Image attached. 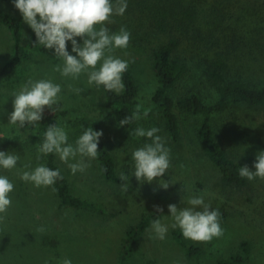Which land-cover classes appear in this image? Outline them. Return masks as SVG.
I'll use <instances>...</instances> for the list:
<instances>
[{
    "label": "rangeland",
    "instance_id": "374dc122",
    "mask_svg": "<svg viewBox=\"0 0 264 264\" xmlns=\"http://www.w3.org/2000/svg\"><path fill=\"white\" fill-rule=\"evenodd\" d=\"M210 3L195 1L192 23L186 25L187 22L183 21L184 25H179L171 22L165 30H161L154 18V14L158 13L154 9L164 6L163 3L159 0H127L124 14L114 15L111 18L113 22L105 25L112 33H118L121 27H125L131 34L128 47L115 49L113 54L129 61L140 102L148 104L156 86L151 69V49L166 42L172 35L179 39L176 54L188 70L172 89L174 98L197 92L206 101H213L212 88L203 74V57L210 43L221 38L223 32L245 39L238 50L231 76H239L254 84L264 83V6L258 4L254 7L241 1L224 9L215 4L223 12L219 13ZM178 7L182 9V6ZM0 9L22 15L15 8L13 0H0ZM29 27L24 22V43L29 38ZM76 39L82 44L81 38ZM11 46L9 32L0 25V69L11 57ZM71 48L69 41L67 50L75 55ZM53 53L31 50L14 76L0 82V147L11 138L16 146L8 147L5 152H13L20 157L16 168H0V175L7 176L14 184V190L10 193L12 204L5 219L0 222V264H62L64 259H70L72 264H120L125 231L139 220L145 204L150 205L151 210H154V205L163 208L159 219L171 225L173 221L167 206L176 204L178 208L189 207L187 201L194 196H202L207 204L226 208L227 217L220 222L224 229L222 237L208 243L194 242L184 237L188 244L200 248V253L190 259L173 235L174 231H181L179 228L169 227L166 238L159 240L154 238L150 226L132 247L125 263L215 264L235 252L241 241L247 240L251 244V252L243 264H264V180L257 178L248 181V185L242 189L225 186L217 170L202 157L198 149L194 132L196 120L192 118L182 120L180 145L170 140L158 112L146 117L141 114L138 120L136 128L160 129L157 135L170 149V167L162 177L172 182L167 190L160 187V180L146 182L147 185L138 191L136 197L128 191L122 192V183L108 184L101 180L96 171V159L87 161L90 167L83 173L73 175L58 155L56 162L67 177L72 193L99 204L101 212L62 207L52 186L37 188L21 180L18 172L30 171L42 162L37 160L38 149L32 140L34 134L18 125L9 124V114L14 110L13 93L18 92L29 79L52 80L61 85L59 107L54 112L45 107L44 112L54 115L62 109L69 110L71 119L62 127L68 134V142L73 145L82 135L78 118L83 113L95 116L103 100L101 87L90 86L86 73L72 79L54 71V67L62 65L63 61ZM77 88L80 89L79 94L72 90ZM215 123L218 138L230 156L255 171L256 155L264 151V118L261 113L239 108L218 117ZM135 129L126 131L119 123L111 121L104 125L107 148L116 160L119 176L129 166H134L133 151L149 142L145 137L132 135ZM25 164H29L30 168L25 169ZM41 227L44 231H37Z\"/></svg>",
    "mask_w": 264,
    "mask_h": 264
},
{
    "label": "trees",
    "instance_id": "16d2710c",
    "mask_svg": "<svg viewBox=\"0 0 264 264\" xmlns=\"http://www.w3.org/2000/svg\"><path fill=\"white\" fill-rule=\"evenodd\" d=\"M197 1H211L214 10L223 13L217 7L229 8L230 5L238 2L249 3L250 5L261 4L264 0H159L164 6L154 9L157 14L154 18L161 30H165L167 25L174 22L179 25L192 23L194 21V8ZM115 2V0H112ZM182 6V9H180ZM259 6V5H258ZM184 7V8H183ZM180 10V11H178ZM0 25L9 32L12 46L11 57L0 69V82L10 79L16 73L19 65L28 58L31 50H38L41 53L50 54L54 50H49L43 45L36 44V36L29 27V38L27 43L23 42L24 20L22 15H14L0 9ZM252 33H250L251 35ZM211 35V34H210ZM68 43V42H67ZM245 39L230 36L223 32L221 38L211 42L207 47L206 55L203 57V74L212 88L213 101H206L199 93L189 92L174 98L171 94L172 89L187 73V65L176 54L179 46V39L172 35L166 42L160 43L151 49V69L156 79V86L151 94L148 104H143L139 100V91L131 67L123 74L122 81L125 89L121 93L107 91L100 86L103 91V100L100 103L97 114L90 115L83 113L78 118L81 126V134L88 128L94 131H102L107 122H117L131 115L133 111L139 110L144 115H151L158 112L162 119L164 128L172 142L180 145L182 137V120L184 118L196 120L194 132L198 149L202 157L213 166L219 173L220 180L225 186L234 189H242L248 185L246 178L239 176V168L245 164L232 158L229 152L222 146L216 129V119L235 112L239 108L248 109L253 112H260L264 118V83L254 84L244 81L241 77L231 76V69L238 58V50L242 48ZM36 44V45H35ZM70 112L62 109L54 115L43 113V118L35 125H26L23 129L34 134L33 142L37 149L43 140V134L49 125H64L69 121ZM138 120L125 125L122 128L126 131H133L137 126ZM16 143L9 138L0 151H5L8 147H14ZM40 161L50 169H59L63 179H58L53 190L58 197L62 207L75 210H91L101 212L99 204L75 195L71 191L70 183L56 162V154H41ZM106 169V171H105ZM134 166H129L123 173L129 177L127 191L129 194L138 197L137 193L143 189L147 183L141 184L133 176ZM96 171L101 180L108 184L124 183L119 179L117 163L114 156L107 148L104 137L99 139L98 158L96 159ZM212 209L220 212V222L227 217V210L224 206L210 204ZM197 210H202L201 208ZM162 213L151 210L150 205L145 204L143 213L139 220L128 227L122 239L120 249V264H126V259L131 254L132 247L151 226L154 219H159ZM176 241L182 246L190 259L195 258L200 253V248L195 244H188L181 231L173 233ZM251 244L247 240L239 243L237 250L228 257L219 259L215 264H243L250 256Z\"/></svg>",
    "mask_w": 264,
    "mask_h": 264
},
{
    "label": "clouds",
    "instance_id": "9594fccd",
    "mask_svg": "<svg viewBox=\"0 0 264 264\" xmlns=\"http://www.w3.org/2000/svg\"><path fill=\"white\" fill-rule=\"evenodd\" d=\"M14 6L22 14V18L33 30L36 44L43 45L49 50H54V55L63 61L56 65L54 71L62 77L78 79L82 73L88 76V84L103 86L107 91L121 93L125 89L122 81L123 74L128 70L129 61L116 57L115 49H125L130 42V32L121 27L118 33L110 32L106 24L112 23L114 15L122 16L127 8V0H13ZM81 38L82 44L78 43ZM71 42L72 55L67 50V42ZM35 44V45H36ZM134 62V61H133ZM99 65V67H97ZM77 94L80 89H72ZM61 85L52 80L29 79L18 92L13 93V111L9 114V124L24 128L26 125H35L43 118L45 107L53 112L59 107ZM56 106V107H54ZM147 116V113H144ZM141 119L139 110L133 111L129 116L119 121V126L129 125ZM160 129L136 128L132 135L145 137L146 142L142 147L132 153L134 161L133 176L138 182L152 183L160 180L159 185L167 190L170 181L162 179L170 167V149L165 146V141L157 133ZM102 131L88 128L75 141L68 142V134L64 127L57 124L49 125L43 134V140L38 148L39 154L47 156L55 153L60 160L68 165L73 175L83 173L90 164L88 160L98 158V144ZM77 157L80 159L76 160ZM19 155L11 152L0 151V168L12 170L16 168ZM70 160H76L69 163ZM252 171L247 165L239 168V176L253 181L257 178L264 180V151L256 155ZM30 168L29 164L24 165ZM106 171V169H105ZM21 180L32 183L35 187H49L58 179H63L59 169L53 170L41 164L30 171L18 172ZM119 179L124 182L120 185L122 192L127 191L129 177L121 173ZM14 184L5 175H0V222H3L9 207L12 204L10 193ZM55 190V189H53ZM189 207L178 208L176 204H169L168 211L172 218L171 225L164 224L160 219L151 222V231L154 238L164 240L169 227L179 228L186 239L194 242L208 243L214 238L224 235L220 223V212L212 209L205 203L202 196L188 199ZM157 213H162L163 208L153 206ZM201 208L202 210H197ZM43 232L44 229L38 228ZM62 264H72L70 259H64Z\"/></svg>",
    "mask_w": 264,
    "mask_h": 264
}]
</instances>
